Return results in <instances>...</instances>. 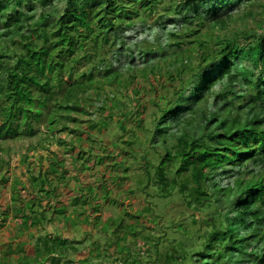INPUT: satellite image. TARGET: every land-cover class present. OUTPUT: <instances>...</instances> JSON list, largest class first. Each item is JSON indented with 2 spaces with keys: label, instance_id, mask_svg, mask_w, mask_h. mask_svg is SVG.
<instances>
[{
  "label": "trees",
  "instance_id": "trees-1",
  "mask_svg": "<svg viewBox=\"0 0 264 264\" xmlns=\"http://www.w3.org/2000/svg\"><path fill=\"white\" fill-rule=\"evenodd\" d=\"M34 1L0 0V20L13 6ZM38 1L65 6L51 22L46 13L24 25L0 21L8 41H0V185L2 196L11 187L18 202L10 230L0 235V264H264V22L253 31L232 25L229 32L232 9L219 13L235 2L233 9L246 10L239 20H247L255 17L253 8L264 12V0H221L217 8L212 0ZM136 25L154 35L136 45L141 68L133 60L120 68L115 52ZM97 102L100 119L86 127L118 125L114 151L99 163L113 156L116 162L105 169L114 170L117 186L130 177L136 191L189 210V227L178 225L180 238L152 230L159 227L158 202L146 203L153 213V221L146 218L150 232L147 225L141 232L123 231L124 222L114 227L109 212L97 217L86 165H94L95 155L85 161L81 149L65 147L61 136L75 134L79 116H89ZM128 103L139 116L127 111ZM128 120H135L134 129L124 133ZM21 140L28 151H40L37 163L19 162L10 145ZM68 159L74 176L83 171L82 189L65 180ZM98 219L104 226L92 230ZM121 219L138 220L123 209ZM68 222L82 236L92 235L90 250L64 230Z\"/></svg>",
  "mask_w": 264,
  "mask_h": 264
},
{
  "label": "rangeland",
  "instance_id": "rangeland-1",
  "mask_svg": "<svg viewBox=\"0 0 264 264\" xmlns=\"http://www.w3.org/2000/svg\"><path fill=\"white\" fill-rule=\"evenodd\" d=\"M51 1L53 3H58L61 0H51ZM211 3H212V6L217 8L221 5V0H212ZM235 5H236L235 2L229 3L227 5L228 7L225 6L226 8L224 10L222 9L219 12L220 14H222L227 9H232L231 13L233 15V18H235V21L233 24L227 22L229 32H232V25L239 27L240 29L243 28L247 31L249 30L253 31V30L258 29L259 21L264 22V12H261V10H259L258 8H253V11H255V14H256L255 17L249 18L247 20L245 19L239 20L242 17V15L246 13L245 12L246 10L243 9L242 7L240 9H233L235 8ZM64 6H65L64 1L50 8L48 7V5H41L38 0H35L31 6L24 5L21 8H19L18 6H15V7L13 6L10 11L4 14V16L1 18L0 21H2V23H6L8 19L13 18L15 21H18L19 23H21V25H24L27 22V20H30V19L35 20V18H37L40 15V13H46L51 16V18L49 19L50 20L49 22H51L56 16L62 13ZM198 7H199V10L203 11L201 3L198 4ZM31 9L33 10L31 11ZM189 9L190 10L186 12L188 14H190V11H193L194 8L191 7ZM17 10L21 12L20 16L17 14ZM153 18L154 16L152 17V19ZM149 23H152L151 20ZM4 25L5 24L0 25V35L2 38V40L0 41L2 45L8 42L4 40L5 37L2 36L5 31ZM10 26H12V24ZM170 27H173V26H170ZM153 35H154V31L147 30L146 26L136 25V26H133L127 29L123 33V37L125 38L123 42L124 46L119 47V49L115 52V56H117L120 60V62L118 63V67L120 68L125 67V65H127L130 61L133 60L135 62L136 68L137 69L141 68L142 66L141 57L139 56V48H137L136 45H138V43H141L145 39H151ZM2 45L0 44V49L3 51L4 47ZM138 81L140 82L139 84L141 85L142 90L145 91V87L147 86L145 81H142L140 78H138L136 82ZM148 97L149 96L147 95L146 98ZM99 105H100L99 102H97L95 103L94 108L89 109L87 111L88 113H90L89 116L88 115L79 116L80 122H79V125H76L77 132L75 134L73 135L67 134V136L61 135L64 138L63 139L64 146L69 147V148L74 147L75 150L81 149L82 155L84 156L85 161H87V159H91L90 153L92 155H95L94 165L90 162L88 164L86 163V165H88L89 167L88 169V173L90 175L89 176V188L97 196L96 197L97 200L94 201V204L98 205V213H97L98 216L97 217L102 219L104 217V214H107V212H109L111 214L110 217L113 216L114 218L113 220H115L114 227L117 226L118 223L120 224L124 222L122 223L124 224V227L122 228L123 231L129 228V229L135 230L136 232H141L143 231V226L147 225L145 226L147 227L146 228L147 232H150L152 230H157V232H160V233L162 232L167 233L169 237L172 236V233H173L174 234L173 236L176 237V239L180 238L181 235H179V233L177 232L179 230L178 225L181 224L183 227H189L188 224H190V222L188 219L191 213L189 210H186L185 208H183L179 201L175 203H171L170 199H162V198H157L155 196L150 195L152 191L150 193L148 191H144L143 193L136 191L135 190L136 184L134 183L133 180L130 179V177L125 179V181L123 182V184L125 185L124 187L121 188L117 186L116 183H114V181L112 180V179H115V176H116V173L114 172V170L110 169L106 171L105 169L108 164H114L116 162L115 158L112 155H111L112 159L114 158L113 160L112 159L106 160L104 164L99 163V160L101 161L102 157L104 159L105 157H107L108 150L113 149L114 151V146L116 145V142H114V139L116 136V131L118 130L117 124H114L112 127H108V128L96 127L95 129H92V130H89L86 127L90 124V121H99L100 115L98 111L96 110L97 109L96 107H98ZM150 110H151L150 107L146 109L144 113L145 119L148 118ZM127 111L133 113L136 116H139L134 104L130 103L129 107L127 108ZM134 125H135V120H128V122L125 125L124 133H126L127 131H130L131 128L134 129ZM80 132L84 133L83 139H80V140L76 139L74 141V136H76L77 138L80 135ZM88 132H90L89 137H87L88 135H85ZM29 142L31 144H34L33 139H31ZM27 143L28 142L26 140L12 142V144L10 145V148L13 149V151L18 152L17 159L19 160V162H23L24 159H27L26 161L33 160L37 163L39 161L38 157L40 156V153H39L40 151L39 152L28 151L26 148ZM92 147H94L95 150L96 149L98 150V151L96 150L97 151L96 154L93 153V150L91 149ZM124 147H127V146H124ZM39 149L42 150L43 152L41 153L42 157H44L42 158V161L44 162L43 165L46 166L48 155L45 152L44 147H40ZM69 152L67 151L66 154L69 155L71 153ZM69 161H70L69 159L68 161H66V164L68 166L67 168L69 169L68 171L69 176H67L65 180L66 182H69L72 180L77 186V188L82 189V187H84L83 184L81 183L83 171L80 169L78 173L74 176L73 169H71L72 165ZM110 161H113V162L110 163ZM128 161L129 159L127 158V162H126L127 165H128ZM100 169L104 171V174H103L104 185L106 186V189L108 192L106 196L107 197L106 200H104V196L101 193L102 189H100V186H98L97 184V178L99 177ZM25 170L26 169L23 166L22 168H20L19 171L23 172ZM3 172L4 170H0V174H2ZM128 172L129 173L131 172L130 168L128 169ZM72 176H74V178H72ZM224 179L223 177H221L219 178V181L224 182ZM7 181H8L9 186L12 185L11 177H8ZM2 189H4V185H0V217L3 218L2 216H4V218H7V219L2 224V226H0V235L2 234L4 235L5 231L7 232L8 230H10L9 222L13 221V219H11L12 218L11 216H13V212H14L13 209L15 207H18L17 206L18 202L16 200L14 192L11 190V187H8L6 189L4 196L1 195ZM84 192H86V190ZM86 194H89V193L87 192ZM216 201H217V198H216ZM149 202L150 203L158 202L159 208H160L159 211L161 214L160 220L156 219L155 221L156 223L158 222L157 224L159 227H154V229L152 228V230L150 228L151 226L150 218H152L151 221H153V216L151 215L153 213L150 212L148 208L146 209V205L147 204L149 205ZM166 205H169V206L165 207ZM122 209L126 210L129 216H133V217L137 216L138 220L134 222L133 221L129 222L127 220L123 221V219H121L119 221ZM64 211L67 212L72 218H75V216H73V212L68 207L64 209ZM146 218L150 220H147ZM100 219H98L97 222L95 221L93 226L90 224V227L92 230H97L99 228H102V226H104L103 224L104 222L100 221ZM230 219L231 220L233 219L232 214L230 215ZM15 220L19 221V219H15ZM106 221L107 222L105 224H108L110 219L109 220L107 219ZM63 227H64V230L65 229L68 230V233L73 235L72 238L74 241H79V242L82 241L81 242L82 246H87L90 250L91 246L94 245V239L92 235L90 233L88 234L87 232V234L85 233L82 236L81 228L76 229L78 226L75 227L76 230H72V227H74V224H72L71 222H68ZM46 231H49V230L47 229ZM56 232L59 233V231H56ZM100 235H101V232L99 231V236ZM137 237L139 236L137 235ZM20 240L22 242L25 241L24 237H22ZM104 240L105 238H102L101 243ZM129 240H131L130 237H129ZM77 249L80 250L81 247H77ZM1 255H2V252L0 251V256ZM18 264H24L23 260H21V262H19Z\"/></svg>",
  "mask_w": 264,
  "mask_h": 264
}]
</instances>
